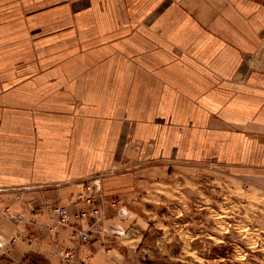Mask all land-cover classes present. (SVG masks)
I'll return each mask as SVG.
<instances>
[{"label": "crops", "instance_id": "0c3cea01", "mask_svg": "<svg viewBox=\"0 0 264 264\" xmlns=\"http://www.w3.org/2000/svg\"><path fill=\"white\" fill-rule=\"evenodd\" d=\"M261 9L0 0V264H120L110 199L132 195L147 166L211 161L264 184ZM95 176L105 228L80 243L74 194Z\"/></svg>", "mask_w": 264, "mask_h": 264}, {"label": "rangeland", "instance_id": "374dc122", "mask_svg": "<svg viewBox=\"0 0 264 264\" xmlns=\"http://www.w3.org/2000/svg\"><path fill=\"white\" fill-rule=\"evenodd\" d=\"M256 2L262 5L257 21L264 22L259 19L264 17V0ZM261 30L256 66L264 70V28ZM147 167L132 195L110 199L113 208L122 210L105 242L116 247L120 264H264L263 182L239 177L211 161ZM81 185L74 194L80 207L83 204L77 196L85 193V182ZM104 201L102 192L101 219L97 223L75 219V225L86 224L74 229L80 243L90 241L95 226L105 228ZM58 205L65 204H56L53 211ZM78 211H74V218ZM56 214L61 227L70 225L61 224ZM81 232L89 239L82 240ZM70 256L65 254L66 259Z\"/></svg>", "mask_w": 264, "mask_h": 264}, {"label": "built area", "instance_id": "2783aa9c", "mask_svg": "<svg viewBox=\"0 0 264 264\" xmlns=\"http://www.w3.org/2000/svg\"><path fill=\"white\" fill-rule=\"evenodd\" d=\"M99 180L100 178L95 176L85 181V193L77 196L83 205L78 208L79 211L75 215V219L82 221L90 219L93 223H97L101 219L100 206L102 203V192ZM54 211L59 214V222L61 224L68 225L70 223L67 206L58 205ZM81 238L82 240H87L89 239V235L81 232ZM13 241L14 239L11 242ZM4 248H6V243L0 240V249Z\"/></svg>", "mask_w": 264, "mask_h": 264}]
</instances>
